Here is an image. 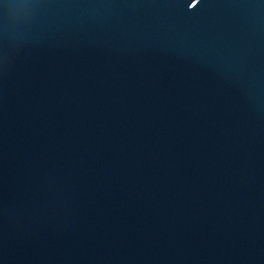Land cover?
<instances>
[{"label":"water","instance_id":"1","mask_svg":"<svg viewBox=\"0 0 264 264\" xmlns=\"http://www.w3.org/2000/svg\"><path fill=\"white\" fill-rule=\"evenodd\" d=\"M0 264H264V0H0Z\"/></svg>","mask_w":264,"mask_h":264}]
</instances>
